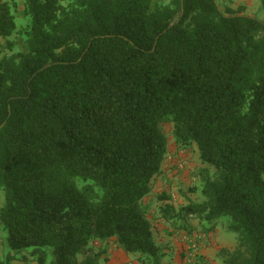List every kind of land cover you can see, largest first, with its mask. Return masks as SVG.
<instances>
[{
	"label": "trees",
	"instance_id": "1",
	"mask_svg": "<svg viewBox=\"0 0 264 264\" xmlns=\"http://www.w3.org/2000/svg\"><path fill=\"white\" fill-rule=\"evenodd\" d=\"M0 38V264H111L92 244L112 240L164 264L143 201L169 123L207 168L203 202L164 218H229L224 264H264V22L221 0H0Z\"/></svg>",
	"mask_w": 264,
	"mask_h": 264
},
{
	"label": "rangeland",
	"instance_id": "2",
	"mask_svg": "<svg viewBox=\"0 0 264 264\" xmlns=\"http://www.w3.org/2000/svg\"><path fill=\"white\" fill-rule=\"evenodd\" d=\"M9 3H20L22 0H5ZM171 0H163L165 4H168ZM226 6H231L229 0H221ZM232 7V6H231ZM249 8H245V13ZM251 17L264 22V9L262 5H256L249 9ZM16 23L19 26H24L26 20L24 18L17 17ZM163 131L168 139V155L163 165L162 172L153 181V189L151 194L144 199L143 204L148 212V218L150 219L153 227L154 238L156 244L165 253V257L168 253L169 257L163 260L164 264H199L196 259L191 263L185 261V257L182 253V248H176L171 238L181 240L179 236L181 230H185L187 237H192L196 233L208 235L211 232L206 229L203 223H201L195 217L188 219L189 229H182L183 221H169L163 216L162 209L166 204L173 205L176 210L187 205L190 202L200 203L203 202V197L200 193V179L199 173L207 168L202 164L198 151L195 146H182L177 143L174 136V124L169 123L163 127ZM213 171V170H212ZM168 197L169 200H164V197ZM3 202V197L0 198V207ZM230 223L229 218H221L215 222L216 230L220 238L231 240L238 238V235L228 229ZM206 226L210 227L207 223ZM211 228V227H210ZM216 234V233H213ZM7 235L0 228V257L5 260L7 255L15 256L10 252L6 244ZM221 240V239H220ZM237 242V241H236ZM189 243V241H187ZM221 243H224L221 241ZM181 244V243H178ZM182 246V245H181ZM208 246V244H207ZM94 249L105 248L106 256L111 264H141L139 256H128L118 248L117 244L112 240L108 243L94 242L92 244ZM216 249V247L214 248ZM216 264H224L225 254L224 250L216 249ZM227 250V249H226ZM227 252H231L227 250ZM233 252V251H232ZM23 253L16 255V259L12 261V264H26L21 261ZM27 264H35L29 262Z\"/></svg>",
	"mask_w": 264,
	"mask_h": 264
},
{
	"label": "crops",
	"instance_id": "3",
	"mask_svg": "<svg viewBox=\"0 0 264 264\" xmlns=\"http://www.w3.org/2000/svg\"><path fill=\"white\" fill-rule=\"evenodd\" d=\"M229 1L231 2V6L233 8H238V7L242 6V7H245V8L248 7L250 9L253 6H256V5H259V4L262 5V0H229ZM249 9L246 11V14L251 16L250 13H249ZM4 44H5V40L3 38H0V51L1 52H2V49H3L2 47L4 46ZM2 55H3V53H0V59H1ZM210 232L211 233L208 234V235L211 236L210 241L208 243H205V244L201 245V248H200L197 256L195 257V259L197 260L196 262L197 263L199 262V264H216L215 263L216 253H217L216 249H218V250L220 249V251L221 250L223 251V250L227 249V250L232 252V251L235 250V248L237 246V242H236L237 240L236 239L231 240V238H229L230 240H228V239H224L223 237L220 238V236L218 234V231L216 230V227H215V229L213 231H210ZM180 233H182V234L179 235L181 237V240L179 241L178 239L171 238V240H173V244L172 245H175L176 248L177 247L178 248H182V253H183V256L185 257V261L187 263H189L188 260H187V254H188V250H189V243H187V241H190L191 237H187L188 235L186 234L185 230H181ZM213 233H216V234H213ZM196 234H194V236ZM221 241H223L224 243H221ZM178 243H181V244H178ZM207 244H208V246H207ZM215 247H216V249H214ZM124 255H126V254H124ZM166 257L167 258L169 257L168 253H167Z\"/></svg>",
	"mask_w": 264,
	"mask_h": 264
},
{
	"label": "built area",
	"instance_id": "4",
	"mask_svg": "<svg viewBox=\"0 0 264 264\" xmlns=\"http://www.w3.org/2000/svg\"><path fill=\"white\" fill-rule=\"evenodd\" d=\"M211 239L210 235H205L201 233H197L190 241H189V250L187 254V260L191 263L195 257L197 256L201 245L208 243Z\"/></svg>",
	"mask_w": 264,
	"mask_h": 264
}]
</instances>
